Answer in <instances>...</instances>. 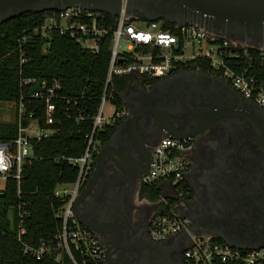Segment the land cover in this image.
Segmentation results:
<instances>
[{"label":"flooded vegetation","instance_id":"1","mask_svg":"<svg viewBox=\"0 0 264 264\" xmlns=\"http://www.w3.org/2000/svg\"><path fill=\"white\" fill-rule=\"evenodd\" d=\"M135 16L145 18L138 11ZM166 21L160 18L154 24ZM211 26L224 36L264 50V22L231 20ZM216 77L220 76L200 67H182L159 79L140 77L129 84L124 102L127 113L106 144L121 128L113 143L139 159L143 169L146 147L152 148L167 128L198 133L190 137L187 155L186 178L193 196L182 206L190 224L165 240L152 238L149 224L155 204L142 195L141 177L125 171L109 156L81 204L83 218L96 226L93 232L103 247V264H185L184 251L198 234L248 248L264 244V146L254 126H264V107L236 89L238 93L225 92ZM135 110L139 111L134 125L143 144L141 155L136 148L129 149L134 145L129 118ZM207 112L211 115H202ZM196 224L201 231H190Z\"/></svg>","mask_w":264,"mask_h":264},{"label":"built area","instance_id":"2","mask_svg":"<svg viewBox=\"0 0 264 264\" xmlns=\"http://www.w3.org/2000/svg\"><path fill=\"white\" fill-rule=\"evenodd\" d=\"M127 0L115 17L114 24L107 23L99 10L85 7H69L63 10H49L42 24L34 32L45 38L53 31L69 34L79 41L84 49L98 52L104 39L110 34L111 56L105 87L97 112L91 116L92 129L84 134L87 146L78 156L64 155L63 160L78 167V175L72 183H60L54 196L61 200L57 216L62 221L61 230L54 236L42 241L38 246H25L37 259L46 255L54 256L56 261L64 262L67 255L73 264H103V247L95 233L84 226L76 217L74 204L91 175L96 154L100 151V133L105 123H114L126 115V108L117 109L112 101L116 89L114 77L130 74H145L159 79L171 73V69L184 66L197 58L207 59L213 73L230 81L233 88L246 98L264 107V79L251 71L252 62L264 61V50L244 44L237 38L224 36L198 23H176L175 31L156 29L154 24L140 27L126 13ZM114 16V15H113ZM26 43L27 36L19 40ZM125 42L124 48L121 42ZM254 48L258 53L249 52ZM243 51V52H242ZM241 59L249 60L250 67L240 70ZM31 60L22 51L20 63ZM228 61L233 62L230 65ZM36 78H23V84H33ZM62 89L57 77L43 81L33 96L47 101L48 122L53 121L55 105L51 102ZM78 98H68L69 104H77ZM107 103L112 109L106 111ZM70 111V108H67ZM106 112L109 116L106 117ZM85 114L80 113L78 120ZM29 118L28 124L24 119ZM53 128H44L27 113L23 102L19 106L18 134L10 140L0 139V178L22 177L24 164L34 156L32 139L41 140L54 134ZM190 138H176L165 135L152 146L150 170L141 177L144 184L157 183L161 192L150 218L149 233L155 240H165L189 228L190 219L182 213V206L192 198V186L186 178ZM24 229L21 230V233ZM185 264H264V246L243 248L218 241L216 237L198 234L192 237L184 251Z\"/></svg>","mask_w":264,"mask_h":264},{"label":"trees","instance_id":"3","mask_svg":"<svg viewBox=\"0 0 264 264\" xmlns=\"http://www.w3.org/2000/svg\"><path fill=\"white\" fill-rule=\"evenodd\" d=\"M48 12L27 11L0 23V102L13 101L16 106L14 120L0 122V139L10 140L17 136L21 102L27 113H33V118L42 127L55 130L48 138L32 139L34 156L24 164L21 179L7 178L5 187L0 190V264H73L67 255H64V262L56 261L50 255L37 259L25 251V246H38L61 230L62 221L57 216V210L62 203L54 196V191L58 184L72 183L78 175V167L72 166L62 157L81 155L87 146L84 134L91 131V116L97 112L101 102L112 36L109 34L104 39L96 53L84 49L75 38L59 31H53L50 36L43 38L34 30L42 24ZM101 14L109 25L114 24L115 16L104 11ZM138 21H144L146 25L155 22L144 17L130 20L135 23ZM175 25V22L167 20L164 24L160 23V29L175 31ZM23 36H27V41L22 49L19 40ZM22 51L31 58L24 64L20 63ZM249 52L258 53L254 48H249ZM228 63L233 65L231 61ZM247 66L250 67L249 60L241 59L237 69ZM182 67H200L204 71H211L209 61L204 58H197L178 68ZM251 71L264 79V61H253ZM29 77L36 78L35 83L23 84L22 79ZM52 77L61 80L62 89L51 100L55 110L50 123L47 101L33 94L43 81ZM140 77L152 80L145 74L114 77L116 93L112 101L117 104V109L125 108L121 95L130 83L137 82ZM77 96L82 98H78L76 105L68 103V98ZM82 112L85 115L78 120ZM124 118L104 124L100 133L101 147L108 142ZM29 120L25 118L24 124H28ZM160 192L157 183L144 184L142 187V195L150 201L159 199Z\"/></svg>","mask_w":264,"mask_h":264},{"label":"water","instance_id":"4","mask_svg":"<svg viewBox=\"0 0 264 264\" xmlns=\"http://www.w3.org/2000/svg\"><path fill=\"white\" fill-rule=\"evenodd\" d=\"M122 6L123 0H0V23L27 11L43 12L55 9L63 10L69 7H85L93 10L104 11L116 16L120 13ZM125 10L129 16H135V11H138L150 21H157L160 18H164L165 21L169 20L178 24L194 22L215 32L218 31L211 26L213 22L222 24L231 20L234 22L243 20L256 23L264 22V0H127ZM175 70L176 68L173 67L171 72ZM199 73H202L203 76L209 77V75L204 72ZM215 80L220 82L225 92L232 91L238 93L235 89L230 88L228 83L223 80V78L216 77ZM121 97L124 102L127 101L126 92L123 93ZM159 112L163 115L161 111ZM138 114L139 111L135 110L129 118L130 131L134 141V145H131L129 149L136 148L137 153L141 155L143 144L138 142V134L134 125ZM202 115L210 116L211 112L203 113ZM254 126L256 135L258 139H260L261 145L264 146V126L261 124H254ZM121 132L122 129H118L113 135L112 141L104 145L100 150L93 173L86 186L75 200L74 211L76 217L84 226L88 227L92 231H97L96 226L88 223L83 218L81 213V204L93 184L98 179L107 158L109 156H113L125 171L139 177H142L150 170L152 148L150 146H144L148 149V155L145 157V167L141 169L142 163L139 159L133 157L127 149H121L113 143H117L116 138L120 137ZM197 134L198 133L189 134L187 132L171 128H167L165 130V135L181 139L195 137ZM105 211L108 213L110 212L107 208H105ZM190 231L197 233L201 230L196 224L190 227ZM212 233L214 232L212 231ZM262 246H264V244L253 248ZM239 247L248 248L247 246L240 245Z\"/></svg>","mask_w":264,"mask_h":264},{"label":"rangeland","instance_id":"5","mask_svg":"<svg viewBox=\"0 0 264 264\" xmlns=\"http://www.w3.org/2000/svg\"><path fill=\"white\" fill-rule=\"evenodd\" d=\"M154 24V23H153ZM137 25L143 28H146L147 25L144 21H138ZM154 30L160 29V23L154 24L153 27ZM125 42H121V47L124 48ZM15 109L16 106L13 101H1L0 102V122H11L14 120L15 116ZM112 109L111 103H107L106 105V111H110ZM108 112H106V117L109 116ZM6 184V178L1 177L0 178V190H2L5 187Z\"/></svg>","mask_w":264,"mask_h":264}]
</instances>
